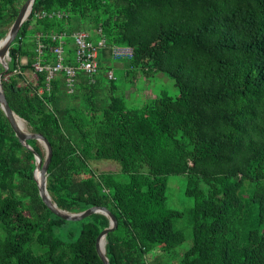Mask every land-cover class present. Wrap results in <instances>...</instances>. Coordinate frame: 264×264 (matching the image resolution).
<instances>
[{
	"label": "trees",
	"instance_id": "obj_1",
	"mask_svg": "<svg viewBox=\"0 0 264 264\" xmlns=\"http://www.w3.org/2000/svg\"><path fill=\"white\" fill-rule=\"evenodd\" d=\"M24 1L0 0V39ZM54 10L66 17L37 16ZM98 29L108 47L132 48L125 77L162 71L177 93L127 106L114 73L100 72L108 49L99 51L94 82L79 71L72 93L64 71L20 83L37 57L55 63L49 34L66 32L70 65V34L85 30L96 41ZM9 56L3 93L27 130L50 144L51 200L69 212L105 206L117 219L105 236L109 264H171L185 238L180 218L192 237L176 264H264V0H34ZM27 142L44 157L35 139ZM92 159L120 170L96 172ZM35 166L0 107V264H103L95 242L108 217L53 214ZM170 175L184 176L191 206H167Z\"/></svg>",
	"mask_w": 264,
	"mask_h": 264
},
{
	"label": "rangeland",
	"instance_id": "obj_2",
	"mask_svg": "<svg viewBox=\"0 0 264 264\" xmlns=\"http://www.w3.org/2000/svg\"><path fill=\"white\" fill-rule=\"evenodd\" d=\"M126 61L124 59H107L103 64V69L100 72H107V69L113 71L115 76V83L118 85L119 91L125 89L126 103L129 107H139L146 101H148L154 95L160 92H166L167 94L174 96L177 93V88L174 85V81L165 72L158 71L155 73L144 74L141 72L133 73L125 77L124 66ZM19 70H15L18 72ZM28 73L23 76L24 80L20 83L30 82L34 83L35 76L34 70L27 71ZM100 74V73H99ZM23 120V119H22ZM23 130L30 133L27 130L25 121L23 120ZM37 144L42 148L44 157L46 156V150L44 145L36 140ZM43 157V158H44ZM89 166L96 172L100 171H119L120 165L110 159H92L89 161ZM185 178L183 175H170L167 185V206L173 209H185L192 205V200L184 194ZM176 227L183 230L185 234L184 240L176 246L172 253L171 264H175L179 261L180 255L191 244V227L188 225L185 218H180L175 221ZM75 233L80 231V225L75 227ZM171 253V252H170ZM166 258L162 257L160 261H165Z\"/></svg>",
	"mask_w": 264,
	"mask_h": 264
},
{
	"label": "water",
	"instance_id": "obj_3",
	"mask_svg": "<svg viewBox=\"0 0 264 264\" xmlns=\"http://www.w3.org/2000/svg\"><path fill=\"white\" fill-rule=\"evenodd\" d=\"M34 0H25L23 4L20 6L18 13L10 25L9 29L7 30L6 34L0 39V64H5L3 68H0V107L4 112L8 122L10 123L14 133L19 140V142L27 148L29 151L32 152L36 166L33 170V178L36 181L39 196L44 202V204L51 210L53 214L62 218L64 220L69 221H80L82 219L87 218L93 213H101L108 217L109 225L102 229L100 233L96 237L95 242V249L96 252L103 262V264H109L108 259L105 255V236L107 233L113 231L117 227V219L114 214L105 206H92L80 212H69L58 208L57 205L51 200L50 195L46 189V176H47V167L51 158V147L49 142L38 133H27L25 132L21 126L17 123L15 117L21 119L15 112L10 108L6 97L3 93L2 88V78L6 74L8 70V61L10 60L9 56V48L14 41L21 25L27 19L28 15L31 12L32 4ZM35 139L39 140L45 147L46 156L43 158L41 157L27 142L28 139ZM39 170V176L36 177L35 172ZM104 241V245L101 248V241Z\"/></svg>",
	"mask_w": 264,
	"mask_h": 264
},
{
	"label": "built area",
	"instance_id": "obj_4",
	"mask_svg": "<svg viewBox=\"0 0 264 264\" xmlns=\"http://www.w3.org/2000/svg\"><path fill=\"white\" fill-rule=\"evenodd\" d=\"M38 17H53L59 18L66 17V15L59 11L54 10L51 12L43 11L37 15ZM97 33L99 38L95 41L91 38V34L85 30L73 31L70 36L74 42V64L65 65L63 63L64 52L62 45L65 41L66 32L51 33L49 34L50 39L57 40L58 43L54 47L53 52L55 53L56 60L54 64L42 63L41 59L37 57L33 63L34 73H46V79L49 81L55 73L58 71H64L65 73V87L68 93H72L77 83V74L82 72L89 82H94V75L97 72L99 66V51L108 49L110 57L112 59H127L133 55V50L129 46H117L113 45L108 47L105 39L101 34V30L98 29ZM40 35V34H38ZM40 52V47L38 46ZM109 78L113 77L112 70L107 71ZM47 90H49V84H47Z\"/></svg>",
	"mask_w": 264,
	"mask_h": 264
},
{
	"label": "bare ground",
	"instance_id": "obj_5",
	"mask_svg": "<svg viewBox=\"0 0 264 264\" xmlns=\"http://www.w3.org/2000/svg\"><path fill=\"white\" fill-rule=\"evenodd\" d=\"M3 65H5V64H3ZM15 119H16L17 123L19 124V126H21V128L23 129V120H22V119H19L18 117H15ZM35 175H36V177L39 176V170H38V169L36 170ZM103 242H104V241L102 240V241H101V248H102L103 245H104Z\"/></svg>",
	"mask_w": 264,
	"mask_h": 264
},
{
	"label": "crops",
	"instance_id": "obj_6",
	"mask_svg": "<svg viewBox=\"0 0 264 264\" xmlns=\"http://www.w3.org/2000/svg\"><path fill=\"white\" fill-rule=\"evenodd\" d=\"M26 61H27V58H26L25 56H21V57H20V64H21V65H24V64L26 63ZM27 71H29V70H28V69H25V70L22 72V74L26 76V74L28 73ZM25 76H24V77H25ZM34 76H35V73H34Z\"/></svg>",
	"mask_w": 264,
	"mask_h": 264
}]
</instances>
